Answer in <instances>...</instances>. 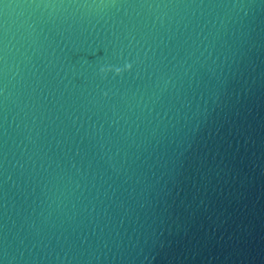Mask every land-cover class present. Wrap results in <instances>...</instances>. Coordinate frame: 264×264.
<instances>
[{"label": "water", "instance_id": "1", "mask_svg": "<svg viewBox=\"0 0 264 264\" xmlns=\"http://www.w3.org/2000/svg\"><path fill=\"white\" fill-rule=\"evenodd\" d=\"M0 264H264V0H0Z\"/></svg>", "mask_w": 264, "mask_h": 264}, {"label": "clouds", "instance_id": "2", "mask_svg": "<svg viewBox=\"0 0 264 264\" xmlns=\"http://www.w3.org/2000/svg\"><path fill=\"white\" fill-rule=\"evenodd\" d=\"M101 71H104V69H101Z\"/></svg>", "mask_w": 264, "mask_h": 264}]
</instances>
